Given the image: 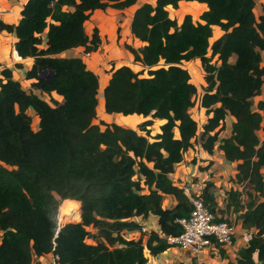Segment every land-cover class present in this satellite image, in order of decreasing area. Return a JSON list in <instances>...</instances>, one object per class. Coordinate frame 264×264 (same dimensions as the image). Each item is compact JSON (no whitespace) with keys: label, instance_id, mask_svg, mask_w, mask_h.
I'll list each match as a JSON object with an SVG mask.
<instances>
[{"label":"trees","instance_id":"16d2710c","mask_svg":"<svg viewBox=\"0 0 264 264\" xmlns=\"http://www.w3.org/2000/svg\"><path fill=\"white\" fill-rule=\"evenodd\" d=\"M181 1L204 3L206 9L197 21L185 13L178 22L167 6L176 9ZM135 2L25 0L16 23L0 20V31L15 38L16 54L31 59L23 73L33 79L30 89L49 98L24 90L9 68L0 67V264H40L36 258L48 253L52 264H144V249L155 256L170 247L154 231L144 242L123 233L139 228L133 217L150 214L163 234L180 232L174 220L187 215L189 201L168 175L196 136L188 114L194 101L209 114L198 134L201 148L210 153L218 140L224 160L236 162L235 182L249 186L244 206L239 191L227 192L225 208H244L237 217L251 232L235 262L226 264H264V141L256 134L264 130V100L251 109L264 74V12L254 15V0H154L137 6L129 32L140 45L125 48L140 69L112 68L101 92L106 113L144 118L135 130L95 122L97 75L81 58L59 56L76 47L96 50V28L88 36L83 27L93 10ZM212 26L222 33L209 44ZM192 59H198L205 84L199 95L181 65ZM30 111L37 118L34 128ZM226 115L233 119L230 134L218 139ZM153 120L161 123L150 135ZM209 185L199 196L216 214ZM164 195L175 199L171 208H162ZM60 200L73 201L75 208L79 203V221L64 223L54 236Z\"/></svg>","mask_w":264,"mask_h":264},{"label":"crops","instance_id":"0c3cea01","mask_svg":"<svg viewBox=\"0 0 264 264\" xmlns=\"http://www.w3.org/2000/svg\"><path fill=\"white\" fill-rule=\"evenodd\" d=\"M25 2V0H0V20L6 23H16L19 17V9L21 8V5ZM143 2H148L150 4H153L154 0H136V2L124 9H112L115 11L114 15L111 17L113 19L112 23H116L117 26H120V21L118 16L124 15V22H125V29L127 30V35L129 40H133L140 44L139 41L132 38L130 32H129V21L130 17L132 15L133 10L139 6ZM184 6L186 5V14H191L190 11L187 9L190 8L193 12H196V19L191 14V18L193 21L198 20V15L206 9V6L204 3H198L194 1H181L178 3V5ZM178 7V6H177ZM172 9L170 6H167V10ZM177 9V8H176ZM98 11V9L93 10ZM264 12V0H254V6H253V13L257 17L258 15L262 14ZM185 13H181V16ZM116 18V19H115ZM114 20L116 22H114ZM123 24V23H122ZM84 27V23H83ZM45 31V30H44ZM85 31V29H84ZM85 33L89 36L90 33ZM222 31L217 26L211 27V36L208 38V43L210 44L215 38H217ZM44 36V32L41 34V37ZM99 37V35H98ZM15 41V38L12 34L0 31V67H7L11 70L12 78L17 80L20 84V86L28 91L31 90L33 93L37 92L36 90L30 89L29 85L33 81V79H24L23 73L25 70L29 68L31 65V59L30 58H24V59H18L14 60L11 56H13V53L15 52L13 50V42ZM100 43V41H99ZM9 47V52H7V49ZM99 44L95 51L84 53L83 47H76L69 50H66L59 54V56L62 57H79L84 62L87 69L91 70L94 74H96V71L93 69L90 61L93 59V55L99 54ZM7 52V53H6ZM11 53V55H10ZM130 54V53H129ZM106 56V55H104ZM126 57L129 58V55L127 54ZM104 58V57H103ZM87 59V62H85ZM232 59V58H231ZM192 63H197L199 65L198 59H192L190 60ZM188 62V61H187ZM16 64H19L20 66H16ZM260 65L264 67V55H261V62ZM119 65H114L113 67H117ZM200 68V66H199ZM110 71L108 70L103 74L102 77L98 78V87L100 89V94L102 92L103 86L106 84ZM102 82V85H100L99 82ZM193 83V82H192ZM195 88L197 86L200 88V92L197 91V95H199L202 92V87L205 85L204 80L202 79V82H200L198 85L193 83ZM51 97L56 99L57 101L61 100V96L55 94L54 92H51ZM47 96V95H46ZM102 97V95H101ZM252 100V110H256V102L259 100H264V74L262 75V83L260 87L259 94L253 96L251 98ZM195 108L198 112L202 111L204 114V119L200 120L199 122L196 121V119L191 114L192 111L194 112ZM196 112V111H195ZM117 113H106L103 109V101L99 103L97 100V104L95 107V122L102 121L104 123H115L114 122V116ZM188 114L191 116V118L196 123V136L194 139H192V145L188 147L182 156V160L177 163L173 171L168 175V178L172 182L173 185L177 187L187 186L189 188V193L191 194H199L201 190L204 188L205 184L209 183L208 191L212 193L215 203V210H216V217H221V219L229 222L232 224L234 233H233V245L229 248H223V247H208L205 250L201 251L198 255L192 256L187 254L185 251H182L178 249L177 247L170 246L166 248L164 251L160 252L159 254L155 256H151L146 249H144V256L146 258V262L144 264H226L229 262H235V258L237 256V251L244 247L247 243V240L250 236L251 230H246L240 226V220L238 219L237 215L238 213L244 210L242 208L240 211H232L231 209H226V196L227 192L229 190H237L240 192V204L244 206L245 202L247 201L246 194L244 195L242 193V190L244 189L245 184H238L234 180V174L236 172L235 165L236 162H227L224 160L222 151L218 148V140L214 143L212 152L208 153L205 150H203L199 144L198 140V134L200 132V126L205 120V118L208 115L205 114L204 108L199 107L197 105V102L194 101V104L188 109ZM197 114V112H196ZM118 116V115H117ZM133 118L129 120V122H134L136 124L139 119H137L136 114H132ZM128 118V117H127ZM130 118V117H129ZM160 121V120H158ZM233 119L229 115H226L224 118V124L222 130L218 133V139L227 137L230 134V128L231 123ZM121 126L129 127L128 125L116 123ZM103 126H100V129H102ZM133 128V127H130ZM258 139L260 141H264V130H257L256 132ZM260 173L262 178L264 179V166L260 168ZM249 190V189H248ZM185 195V194H184ZM186 196V195H185ZM187 197V196H186ZM175 204V199L171 195H164L161 201L162 208H171ZM133 220L139 222L140 224H143L148 231H154L158 232V225L157 220L154 215H148L145 218H142L140 216L133 217ZM90 232L92 234H95L94 229H90ZM123 237L126 239H137L141 237L142 241L144 242L146 235H139L137 236V233H135V230L132 232H124ZM88 241L93 242L91 239H87ZM36 260L40 264H51L53 261V257L51 254H44L41 256H38Z\"/></svg>","mask_w":264,"mask_h":264},{"label":"rangeland","instance_id":"374dc122","mask_svg":"<svg viewBox=\"0 0 264 264\" xmlns=\"http://www.w3.org/2000/svg\"><path fill=\"white\" fill-rule=\"evenodd\" d=\"M187 10L190 11L192 16L194 17V19H196L195 18L196 12H193L190 8H188ZM114 13H115L114 10L108 9V8H105L103 10H98L95 12L92 11L90 13L88 19L86 21H84V29L86 32L91 34L92 28H96L97 35H99V41H100V43H99V49L100 50L98 52L99 54H95V56L93 55V59H92V61H90L91 63H93L92 67L96 71V75L98 78L102 77L103 74L105 72H107L108 70H111L112 68H114L113 67L114 65H127L133 71H138L140 69V67L137 64L133 63L131 55L129 54V52L125 48V45H130L134 48H137L140 44H138L137 42H135L133 40L127 39L128 38L127 30L124 28L125 27L124 26L125 22L123 19L124 15L118 16V18H120L119 19L120 26H117L116 23H112L113 19L111 17L114 15ZM181 13H186V5L181 6L179 4L177 9H175V10L168 9L169 17L176 19V21H178V22L181 20V17H182ZM191 14H189V15L191 16ZM115 15H114V17H115ZM114 22H116V21L114 20ZM6 49H7V52H9V47L8 48L6 47ZM127 54L129 55V58L126 57ZM10 55H11V53H10ZM104 55H106V56H104ZM12 59H13V57H12ZM85 60H86L85 62H87V59H85ZM181 65H182V67H184L187 70L191 82L195 83L196 85H198L200 82H202V79H203L202 71H201V68H199V65L197 63H192V61H188V62L182 61ZM141 75H145V72H142ZM101 84H102V82H101ZM196 89H197V91L200 92V88L198 86ZM35 94L38 95L43 100L49 102V98L45 94H41L39 92H35ZM99 96H101V94H100V89L98 87L97 94H96L97 100H98ZM195 111L197 112V114ZM191 114L193 115V117L196 119L197 122L204 119L203 112L202 111L198 112L196 108H195L194 112L192 111ZM30 115L32 117L31 127L34 128L35 123L37 121V118L33 114L32 111H30ZM131 119H135V118H133V117L125 118V117L118 115L115 117L114 122L124 124V125H128L130 127L131 124L135 122L134 121V122L130 123L129 120H131ZM142 120H144V118L139 116V120L137 123H139ZM203 122H204V120H203ZM160 123H161V121L153 120L152 124L148 127V129L150 131L149 132L150 135H153L154 133L158 132V125ZM136 124L133 126V129L138 130L136 127ZM248 189H249V186L245 184L244 189L242 190V193L245 195V193L248 191ZM60 202H61V200L58 202L56 209L54 211V214H53V220H54L55 226L56 227L60 226L61 224H64L66 222L79 221V217H78V212H79L78 204L79 203L76 204V208L74 207V205L72 203L73 211H71L70 214L68 213V216H70V217L66 216L63 218V220L61 222H59L58 213H59V209H60V207L64 201L61 202V204L59 205ZM70 202H73V201H70ZM58 205H59V207H58ZM57 207H58V209H57ZM91 240H93V239H91Z\"/></svg>","mask_w":264,"mask_h":264},{"label":"built area","instance_id":"2783aa9c","mask_svg":"<svg viewBox=\"0 0 264 264\" xmlns=\"http://www.w3.org/2000/svg\"><path fill=\"white\" fill-rule=\"evenodd\" d=\"M181 188L188 198L189 211L186 216L174 220L179 224L180 232L176 235H165L158 231L157 235L164 238L169 246L177 247L192 256L208 247H232V224L225 220H216V215L205 207L199 194L189 193V188L185 185ZM149 232L143 224L135 230L137 236L147 235Z\"/></svg>","mask_w":264,"mask_h":264},{"label":"bare ground","instance_id":"6f19581e","mask_svg":"<svg viewBox=\"0 0 264 264\" xmlns=\"http://www.w3.org/2000/svg\"><path fill=\"white\" fill-rule=\"evenodd\" d=\"M12 57H13L14 60L20 59V57L16 54V52L13 53V56ZM99 83H100V85H102L101 82H99ZM98 101H99V103L102 102V97L101 96H99ZM115 117H116V115L113 118L115 119ZM134 125L135 124L132 123L131 124V127H133ZM71 211H73V209H72V202H70V201H64L62 203V205H61V207L59 209V213H58V220H59V222H61L63 220V218L66 217V216L67 217H70V216H68V213L70 214Z\"/></svg>","mask_w":264,"mask_h":264},{"label":"water","instance_id":"95a60500","mask_svg":"<svg viewBox=\"0 0 264 264\" xmlns=\"http://www.w3.org/2000/svg\"><path fill=\"white\" fill-rule=\"evenodd\" d=\"M51 74H52V73H51V72H49V74H48V75H49V76H51ZM43 76H44V75H43V73H40V74H39V77H43ZM45 77H47V75H46ZM78 217H79V212H78ZM61 226H62V225H61ZM59 227H60V226L56 227V229H55V233H54V236H56V234H57V232H58V229H59Z\"/></svg>","mask_w":264,"mask_h":264},{"label":"clouds","instance_id":"9594fccd","mask_svg":"<svg viewBox=\"0 0 264 264\" xmlns=\"http://www.w3.org/2000/svg\"><path fill=\"white\" fill-rule=\"evenodd\" d=\"M61 225H63V224H61ZM61 225H60V226H61ZM57 227H58V226H57Z\"/></svg>","mask_w":264,"mask_h":264}]
</instances>
